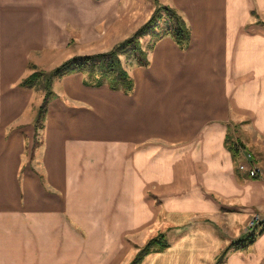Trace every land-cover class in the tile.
I'll return each instance as SVG.
<instances>
[{"label":"crops","instance_id":"1","mask_svg":"<svg viewBox=\"0 0 264 264\" xmlns=\"http://www.w3.org/2000/svg\"><path fill=\"white\" fill-rule=\"evenodd\" d=\"M130 4L0 0V264H127L161 217L168 246L138 264H216L264 219V25L250 21L264 0L185 2L188 47L158 39L126 68L130 94L52 77L35 131L45 89L22 79L131 35ZM228 133L258 177L238 170ZM219 264H264V230Z\"/></svg>","mask_w":264,"mask_h":264},{"label":"trees","instance_id":"2","mask_svg":"<svg viewBox=\"0 0 264 264\" xmlns=\"http://www.w3.org/2000/svg\"><path fill=\"white\" fill-rule=\"evenodd\" d=\"M160 23H163V25L160 26ZM260 23L264 25V22L261 21ZM148 33L152 34L153 41L148 48H144L140 38ZM190 34L189 25L176 8L156 4L153 12L141 26L109 50L92 54L74 55L53 68L46 75L42 71L35 70L20 82V85L30 87L37 85L39 78L43 77V74L45 75L43 85L45 89L44 97L34 118L35 131L42 129L44 126L47 106L52 94L50 89L52 77H59L72 72H81L84 75L83 82L86 85L100 86L106 84L112 90H121L124 93L130 94L134 88V80L126 67H124L121 56L133 60L136 65L146 66L149 63L148 53L158 39L170 35L176 45L184 50L189 45ZM225 144L233 156H239L238 149L242 145L230 133L225 138ZM259 224L260 227L257 231L253 229L243 238L233 241L226 246L217 255L216 264L222 261L229 249L245 248L251 244L256 236L264 230V220ZM167 246L168 242L165 233L158 232L139 248L128 264H138L148 253L163 250Z\"/></svg>","mask_w":264,"mask_h":264},{"label":"rangeland","instance_id":"3","mask_svg":"<svg viewBox=\"0 0 264 264\" xmlns=\"http://www.w3.org/2000/svg\"><path fill=\"white\" fill-rule=\"evenodd\" d=\"M128 1H130L131 4L127 7L122 6L121 9L126 11V13L128 14L127 17H129L130 21H132V26H136V25L141 26L148 19L150 14L153 12V10H154L153 6L155 7L156 4H161V5L164 4V5L174 6L177 8L178 12L181 13V15H182V12L184 11L183 10L184 6H182V5H184L185 2L189 3V0H128ZM183 14H184V12H183ZM255 20L258 21L259 23L261 21L264 22V8L255 7L251 11V20L250 21H255ZM142 21H144V22L141 23ZM249 22H247V23H249ZM161 25H163V23H160V26ZM137 28H135L134 30H136ZM140 41H141V44L144 48H148L150 43L153 41L152 34L148 33V34L142 36L140 38ZM78 55H80V54H78ZM59 60H60L59 64H61L63 61H65L64 59L62 60V58H59ZM121 60H122L124 67L126 66V68L130 67V65H132V63H134L133 60H130V59L126 58L125 56H121ZM45 75H46V73H45ZM45 75L43 74V77L39 78L37 85H36L37 88H43V85L45 82ZM125 94H129V93H125ZM241 159L243 160L242 157H241ZM162 224H163V217H161V219L159 220L158 223H155L152 227H150L148 229V231H145L144 233L139 234L140 237H138V241H139L138 243H141L140 245L145 244V242L149 238H151L157 234L156 230H162L163 229L164 225H162ZM128 263H129V261H128Z\"/></svg>","mask_w":264,"mask_h":264},{"label":"built area","instance_id":"4","mask_svg":"<svg viewBox=\"0 0 264 264\" xmlns=\"http://www.w3.org/2000/svg\"><path fill=\"white\" fill-rule=\"evenodd\" d=\"M238 153L243 158V160L238 164V170L241 172H245L251 177H258L260 171L258 167L254 166L251 162L252 154L249 151H245L242 146H239ZM263 220L264 219L259 214L254 213L248 220V223L246 225V231H252L256 227V225H258Z\"/></svg>","mask_w":264,"mask_h":264}]
</instances>
